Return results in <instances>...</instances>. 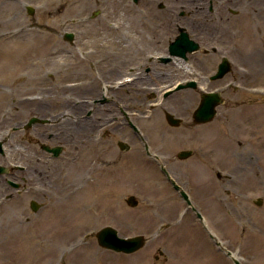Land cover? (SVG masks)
I'll return each mask as SVG.
<instances>
[{"label": "rangeland", "instance_id": "obj_1", "mask_svg": "<svg viewBox=\"0 0 264 264\" xmlns=\"http://www.w3.org/2000/svg\"><path fill=\"white\" fill-rule=\"evenodd\" d=\"M27 5L37 10L32 16L35 21H41L43 12L61 16L58 26H65L71 17L87 15L86 45L120 52L121 59L128 58L132 36H137L139 48H161L164 26L178 22L190 30L189 22L203 23L209 27L206 33L229 45L226 55L232 69L207 88L215 87L224 100L210 123L192 126L190 117L178 127L167 122L166 111L182 117L199 105L198 91L188 88L159 101L154 93L152 103H144L143 94L132 93L136 100L128 103V97L122 98L115 121L111 110L115 104L99 105L103 114L97 115L106 117L100 120L102 129L97 134L78 135L73 126L62 154L54 159L41 157L36 175L29 173L38 192L35 195L30 187L19 214L12 213L10 203H0V264H28L24 243L32 233L30 222L40 226L55 212L67 214L72 237L56 254L52 240H45L49 246L37 254L36 264H233L205 225L243 264H264V0H139L137 4L133 0H0V54L37 46V29L27 25L26 32L32 34L23 40L5 27L24 21ZM152 32L158 37L156 43L144 38ZM55 46L63 45L58 40ZM224 52L218 49V63ZM126 68L120 66L122 75ZM156 72L160 84L191 77L183 62ZM121 93L127 96L128 89ZM65 123L57 119L55 125L42 123L41 129L60 132ZM131 125L138 129L137 135ZM118 141L130 149L122 150ZM145 145L158 160L146 154ZM185 149H192L194 155L181 161L176 155ZM161 165L190 194L205 223L187 208ZM132 195L138 200L136 207L127 204ZM259 198L261 206L255 203ZM33 199L40 204L36 212L30 208ZM95 201L100 203L101 218L91 227L80 228L77 209L83 204L96 206ZM105 226L116 228L120 236L149 239L136 253H116L97 242L95 233ZM45 228L48 239L51 233L49 226Z\"/></svg>", "mask_w": 264, "mask_h": 264}, {"label": "flooded vegetation", "instance_id": "obj_2", "mask_svg": "<svg viewBox=\"0 0 264 264\" xmlns=\"http://www.w3.org/2000/svg\"><path fill=\"white\" fill-rule=\"evenodd\" d=\"M28 6L25 8L28 19L24 18L22 23L16 22L18 25L15 27L8 24L5 27L6 30H10V35L22 36L23 40L28 39L27 36L32 34L26 32V29H37L36 35L39 36L37 46L8 49L6 53L0 54V203L7 205L10 203L12 213L15 215L19 214L24 205L22 201L25 193L30 191V187L35 195L38 192L37 186L34 185V176L30 177L29 173L36 175L37 168L42 162L41 157L47 159L59 157L64 150L63 144L70 138L73 126L78 131V135L89 131L97 134L102 129L100 120H104L106 116L97 115L103 114L99 105L115 104V108L111 109L112 119L115 121L118 119L115 115L122 98L128 97L127 101L125 99L122 101L130 103L136 100V96L132 93H141L144 103H152L154 93L157 94L155 101H159L158 98L162 96L168 98V95L167 97L164 95L165 90L161 89L162 87L169 88L177 83L189 82H195L194 86L188 88L198 91L201 101L204 91L215 90V87L211 90L207 88L215 82L213 76L222 58L227 56L226 51H229L228 44L217 42L211 33H206L209 32V27L207 28L203 23L200 25L194 21L189 22L192 27L189 30L190 26L186 27L174 22L175 25L164 26L166 32L163 37H159L161 39L158 43V46L162 45L161 48H139L141 46L136 41L137 36H132L128 58L121 59L120 52L86 45L87 15L75 19L71 17L65 21V26H62V23L58 26V22L62 20L61 16L43 12L39 15L41 21H35L34 14L37 10ZM27 21L29 24L26 23ZM181 28H184L190 38L199 45L197 49L187 52L185 57L174 56L170 51L171 44L180 36ZM192 29L198 32H193ZM144 38L154 43L158 41V37L153 32L151 35L145 34ZM58 40L59 44L63 45L60 48L55 46ZM218 49L225 51L221 54L219 63L216 59ZM181 62L187 63L191 77H182L175 82L170 80L171 82L160 84L159 73L156 71L165 70L166 66ZM123 64L126 65L127 70L125 69L126 73L122 75L120 66ZM112 74L117 77H112ZM58 76L61 79L58 80ZM73 77L78 79L72 80ZM100 80L102 82L98 85ZM123 89H128V95L121 97ZM90 105L92 107L89 109ZM194 111L180 117L182 124L185 117H190L192 123L188 122L189 125H203L194 120ZM135 113L136 111H131L129 114ZM76 118L89 122L92 127L72 123L73 120H77ZM57 119L66 120L65 130L48 132L41 129L42 123L55 125ZM135 134L137 135V132ZM42 140L46 142L42 143ZM49 148H59V156H54L48 151ZM185 150L192 151V155L181 161H187L194 155L192 149ZM41 151H44L43 155ZM176 183L184 189L179 182ZM171 186L176 190L172 184ZM34 200L30 201L31 209ZM193 206L197 209L195 205ZM189 210L194 212L192 208Z\"/></svg>", "mask_w": 264, "mask_h": 264}, {"label": "water", "instance_id": "obj_3", "mask_svg": "<svg viewBox=\"0 0 264 264\" xmlns=\"http://www.w3.org/2000/svg\"><path fill=\"white\" fill-rule=\"evenodd\" d=\"M135 3H138L139 0H133ZM198 45L189 39V36L184 30H182V34L180 36V39H178L174 44L171 45V50L174 55H180V56H185L187 50H193L196 49ZM231 71V64L230 61L225 57L223 58L222 63L219 65V69L217 71V74L214 76L215 79H220L223 78L227 73ZM185 86L180 85L178 89L184 88ZM223 103V99L220 93H207L202 96V101L199 106V108L195 111L194 113V118L197 123H206L214 119L216 115V107ZM166 119L167 121L173 125V126H179L181 120L176 118L172 113L167 112L166 113ZM36 120H33L35 122ZM38 121V119H37ZM119 146L122 150H129V145L125 142L120 141ZM52 151L55 152L57 155L59 153V150L52 149ZM147 152L150 155V152L147 148ZM192 155V151H181L179 153V157L184 159L188 158L189 156ZM173 184L177 189L180 187L172 181ZM184 198L188 201L190 204V201L188 199V195L186 192L181 191ZM257 205H262V199H258L255 201ZM127 203L130 206H137L138 205V200L136 199L135 196H130L127 199ZM32 208L33 210L37 211L38 210V204L36 202H32ZM198 216L201 218V215L197 213ZM96 237L98 240V243L101 247L105 249H110L115 252H122V253H134L141 248H143L146 244V237L143 235H138L134 237H121L118 234V231L111 227V226H106L102 228L100 231L96 233ZM235 264H241L237 259H234Z\"/></svg>", "mask_w": 264, "mask_h": 264}, {"label": "bare ground", "instance_id": "obj_4", "mask_svg": "<svg viewBox=\"0 0 264 264\" xmlns=\"http://www.w3.org/2000/svg\"><path fill=\"white\" fill-rule=\"evenodd\" d=\"M72 123L74 124L77 123L79 125L86 124L89 128L92 127V125L89 122H86L85 120L77 119V120H73ZM95 140L93 139V141ZM89 191H92L91 188L89 189ZM96 198L92 199L90 202L94 201ZM95 203L96 206L90 204L86 207L87 204H83V206L80 207L79 209L76 208L79 212L77 213L78 216L76 217V219H77V224L80 225V228L82 227V229H84L91 227L98 219L101 218L102 215L100 210V203L97 201H95ZM77 224L75 225V227L77 226ZM69 225L70 223L67 218V214L63 215L59 212L53 213L51 220L49 222H45V221L41 222L40 226L39 223L36 221L30 222L29 228L32 227L31 231L33 235L32 233L29 236L27 235L26 237L28 238H26L27 240H25L24 243L26 245L25 247H26L29 263L36 264V261L38 260L39 257V255L37 256V254L46 252L44 250L47 249V247L49 246L48 245L49 242H46L45 240H52L51 243L55 245V250L52 251L53 254H56L55 252L58 251L57 249L59 248V246H65L72 237V232L70 231L72 230V228L69 227ZM47 226H49V230L51 233L48 239L46 238L48 231L46 230L47 228H45ZM34 227L36 229L33 230ZM37 228H40V233L38 232Z\"/></svg>", "mask_w": 264, "mask_h": 264}]
</instances>
